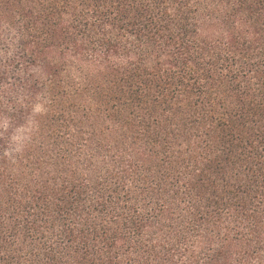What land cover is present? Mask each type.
Instances as JSON below:
<instances>
[{"label":"trees","instance_id":"16d2710c","mask_svg":"<svg viewBox=\"0 0 264 264\" xmlns=\"http://www.w3.org/2000/svg\"><path fill=\"white\" fill-rule=\"evenodd\" d=\"M0 264H264V0H0Z\"/></svg>","mask_w":264,"mask_h":264}]
</instances>
